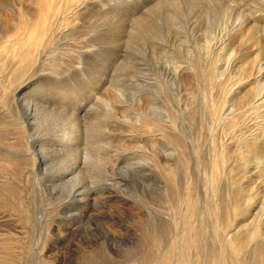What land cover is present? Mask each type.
I'll list each match as a JSON object with an SVG mask.
<instances>
[{"label": "rangeland", "instance_id": "374dc122", "mask_svg": "<svg viewBox=\"0 0 264 264\" xmlns=\"http://www.w3.org/2000/svg\"><path fill=\"white\" fill-rule=\"evenodd\" d=\"M24 1L27 2L0 0V22L4 26L3 31L8 30L4 41L9 44L7 53L11 49L14 51L13 48L21 38L15 29L21 22L19 17L26 19V12H21L18 6L24 4ZM87 1L75 9L76 17L78 11H86L85 15L81 14L82 17L77 18L78 20L74 19L76 29L79 28L78 32L66 39L71 44L75 42L72 49L76 48L77 51L94 45L83 53L84 65L77 66V63L75 66L80 70H74L69 64L71 59L65 56L66 58L61 60L64 63L57 61L59 76L51 71L43 72L52 76L49 79L37 75V71H32L27 78L33 82L23 90L31 89V96L42 93L59 106L68 105L69 114L74 109L78 112L81 127L78 140L74 143V150L78 152L68 154L69 157L65 159L66 154H63V151L57 154L52 150L57 144L56 138L44 137L38 144L45 143V166L40 161L41 169L32 171L31 158L25 150L21 133L6 125L12 115H7L9 119L0 113V137L4 142L0 144V264H145L148 251L155 250L158 241L154 239L155 236H150L157 228L153 229L146 223L144 206L149 204L161 211H164L162 207H169L164 199L159 201L162 190L165 189L166 178L164 174H155L150 166L144 170L132 166L146 162L145 154L151 152L155 142L158 145L162 143V153H168V149L173 151V147L168 144L170 136L167 135L163 143L159 134H156V137L153 131L149 132L152 123L148 120L150 125L146 126L140 121L141 130L136 129L135 133L133 132L131 123L134 124L138 116L134 110L129 111L132 102H141L143 109H147V113L151 115L155 112L156 116H163L161 123L165 133L168 127L175 123L171 136L175 143H178V140L183 142L178 143L180 146L177 145L183 148L182 151L179 149V153H185L186 156L176 152L177 155L171 160L180 158L179 160L183 161L181 165L184 168L176 169L177 177L181 182L185 177H190L193 181L194 190L191 189V194L194 191L193 196L200 193L201 197L195 195L192 198L198 199L195 204L202 207L198 212L202 214L206 205L214 202L206 201L210 198L207 199L202 194V184L208 187L203 177L208 172L207 162L211 157V134L207 128L210 126L211 94L208 82L205 81L211 68L210 56L216 64L214 66L220 69L228 82L241 78L245 80L244 76L250 75L251 82L245 84L240 95L253 94L264 84V77L258 75L264 71V0ZM33 3L35 2L31 4L34 5ZM64 3L61 2V5ZM225 7L229 9L231 16L229 19L224 17V21L221 12ZM238 15H241L239 23L236 22ZM228 42L229 47L220 50ZM0 50V58L3 57L0 64H7L14 58L12 54L4 55L3 48L0 47ZM254 58L256 60L253 68L250 65L243 66ZM16 66L17 64L13 70ZM243 67L249 72L245 73ZM43 69L50 68L43 66ZM7 82L8 80L1 87ZM51 90H56V94H52ZM0 98L2 99L1 95ZM105 101L114 104L110 108L113 109L110 110L111 116ZM152 105L156 107L155 110ZM149 107L151 111L148 110ZM247 115L249 114H245V118ZM254 115L253 113L252 116ZM256 119L255 128L254 124L248 129L242 126L240 137L250 139L252 134L258 131V126L264 128L261 124L264 117ZM244 124L248 125V119ZM91 127L93 131L90 130ZM105 128L115 134L106 138L102 133V140L99 132L106 130ZM138 131L145 132V135L142 132L140 135ZM163 131L161 130L160 134H163ZM174 132L178 134L175 135ZM217 140L220 141L218 133ZM102 141H111L112 149L106 153L98 151V145L104 144ZM137 142L144 146L137 147ZM260 151L261 155L254 158L244 151V163L240 158L236 159V156H233V159V152H228L225 162L227 174L224 175L230 176H223L221 182H217L220 183L219 188L215 187V192L227 194L231 191L233 179L244 178L241 186L245 193L248 192L247 194L252 196L255 209L251 216L239 217L238 226L250 225L254 220L264 221V147ZM84 152L100 154L102 163L104 160L110 164L116 161L117 163H113L119 169L112 171L110 164L103 166L100 161H85ZM142 155H145L144 158ZM68 159L73 164L76 162L77 166L75 173L70 175L78 176V182H75L76 185L72 189L73 193H69L71 186L65 183L69 176L63 177L61 171L58 172V169L63 168L60 162ZM146 160L149 161L147 158ZM201 165L203 166L200 167ZM254 170H258V173L255 174ZM113 172L116 174L115 178L120 180L119 184L106 186L105 183L108 182L104 183V178ZM46 175L47 179L41 178V184L33 180L34 176ZM227 187H230L229 190ZM182 195L185 196L183 193ZM162 198L165 196L162 195ZM203 217L208 219L207 223L210 225L212 217ZM207 229L206 239L215 249L217 245L213 243V232L209 227ZM201 236L205 237V231L201 232ZM262 238L264 240V235ZM249 254L245 257L250 259Z\"/></svg>", "mask_w": 264, "mask_h": 264}, {"label": "bare ground", "instance_id": "6f19581e", "mask_svg": "<svg viewBox=\"0 0 264 264\" xmlns=\"http://www.w3.org/2000/svg\"><path fill=\"white\" fill-rule=\"evenodd\" d=\"M86 1L87 0H66V2L64 3V0H27V2L24 1V4L22 5L19 3L20 5L18 6L21 12H26V19L22 17L18 18L21 22H19L18 27L15 29V31H17L21 35V38L19 42L16 43L17 44L16 47L13 48L14 51H12L11 49L9 53H7L9 51V44L4 43V41H6V38H7L6 32L8 30L4 32L3 31L4 26H2L0 22V47L4 49V53H3L4 55L6 54L14 55V58L11 61H9L7 64L5 63L0 64V95L2 96V99L0 98V113L2 112V115H4V117H7V118H9L7 115L9 116L12 115L11 116L12 119L9 118L10 120L9 122L7 121L6 125H8V127L11 126L10 128H12L13 131L18 132L19 134L21 133L22 138H23L22 140H24L25 150H27V153L29 154L31 158L30 167L32 171L36 168L41 169L40 167L42 165L45 166V163L43 162L45 159L43 155L44 154L43 151L45 148V147L43 148V146L45 145V143L38 144L41 141H43L44 137H46L47 139L49 137L56 138L55 143H57L58 145L57 144L54 145L52 147V150L56 151L55 153L57 154H60L62 153L61 151H63V154L64 153L66 154L65 159L69 157L68 154L73 153V152L74 153L78 152L77 150H74V146H75L74 143L78 140L79 133H80V127H81L80 119L78 117V112L74 109V111L71 114H69L67 113L68 105L59 106L55 104L51 100V98H46L42 93L36 96H31V89H28L26 91H23V90L24 88H26L28 85H30L33 82L32 79L30 80V78H27V75L31 73L32 71H37V75L45 76V77H48L49 79H51L52 77L48 75L50 73L49 71L53 72L54 74L56 73L59 76L60 73L58 69H56V65H58L57 61L64 60L66 58L65 56H69V59H71V62H69L70 60L67 62H69V64L71 65V68L74 70H80V68L75 66L77 63H78L77 66L84 65V63H82L83 53L85 51L87 52V50L90 47H94V45L92 46L90 45L89 48L83 51H77L76 48L72 49V47H75L74 45L75 42L71 44L66 39H68L71 34L78 32L79 28L76 29L74 19H77V18L79 19L80 17H82V15H85L84 12L86 11H84L83 9H82L83 11L82 10L78 11V14L76 17L75 9L79 5L85 3ZM89 1L91 0H88L87 2ZM92 1H95V0H92ZM29 2L31 3L35 2V3H33L34 5H32ZM61 2L64 4L61 5ZM34 7L37 9L35 10ZM221 14L223 16L222 18L223 20H224V17H228L229 19L230 18L229 16H231L229 9L227 7H225L222 10ZM240 21H241V15H238V17L236 18V22L239 23ZM224 46L220 50L222 49L224 50L226 46L229 47V42L227 44H224ZM0 53H1V50H0ZM2 58H0L1 61H2ZM212 58L210 56L211 68L209 70L208 76L205 77V81L208 82L209 92L211 94L209 95L210 126L209 127L207 126L211 134L210 142H209V149L211 151L210 152L211 157L209 158L207 162L208 172L206 171L207 172L205 174L206 176L203 178H205V181L209 185L206 183L208 186L207 187L208 189H207L206 186L204 187V183L202 184L203 185L202 194L204 195V197H207V199L210 198L209 199L210 201L209 200H206V201L208 202L214 201V202L209 205H206V208L205 209L203 208L204 210L202 214L201 212L200 214L198 213L200 209H202V207H199L195 204L198 199L195 200V198H192L193 196L192 194L194 193V191L191 194L192 192L191 189L194 190L193 189L194 185L192 184L193 181L190 180V177H188L190 175L187 176L188 178L185 177V180H183L182 182L177 177L178 171H176V169H180L181 167L184 168V166L181 165L182 164L181 162L183 161L182 160L180 161L179 160L180 158L179 159L174 158V161H172L173 157H175L176 152L177 153L180 152L179 149L181 147L179 148L178 145L183 143V142L180 143L179 140L176 141L179 144L175 143L174 139H172L173 137L171 136V133H173L174 131L173 125L175 123L172 125L169 124L170 125L168 127L169 129L165 133V130H164L165 128L163 129V123H161L163 121V120L161 121V118L163 116L162 117L160 115L156 116L155 112L153 113V115H151L147 113L148 112L146 111L147 109L145 108L143 109L142 106L144 105L141 102L134 103L133 100H132L133 102L131 101L132 105L130 106L129 111L134 110L136 115L138 116L135 119L136 121H134V124L131 123L133 132L135 133L136 129L141 130V125L144 123L146 126L150 125L149 123H152L151 124L152 129L149 130V132L153 131L155 133V136L156 134H159V139L162 140L163 143H164L165 137L167 135L170 136L169 137L170 139H168V144H170L173 147V151L171 149H168V153H169V150H171L170 152L172 154L170 153L168 154L167 151H163V153L165 152L167 153L163 155L162 143L161 144L159 143L158 145L155 142L154 146L151 148V152L149 153L146 152L147 154H145L147 155L146 158L150 161V163H148L149 161L147 162L145 158L146 162L144 164L137 163L134 166H132L135 169H143V170L147 166H150L155 171V174L157 175H160V173L164 174L166 178V181L164 183L165 189L162 190V195L165 196V198H162V195H161V197H159V201L160 199L161 200L164 199L165 202L169 205V207L167 208L166 206H164L162 207L164 208V211H161V210H157L156 208L151 207V205L148 204L144 206L145 211L143 210L145 220L147 221L146 223L152 226L153 229L157 228V229H154L153 231L151 229L152 232L150 231L151 232L150 236L152 235L155 236L154 239H157L158 241L157 248L155 250L148 251L145 264H199V263L200 264H264V240L262 238L264 235V226H262L264 225V221L260 222L257 219L258 220L257 222L254 220L253 223L250 225L241 226L240 224V226H238L240 222L238 218L239 217L246 218L248 216H251L255 209V205L252 202L253 200H251L252 196L247 194L248 192L245 193L243 186H241L244 178H241V177H240L241 179L232 178L233 181H231V185H230L232 186L231 191L229 190L230 187L229 188L227 187L228 188L227 190H229L228 192L226 191L227 194L220 193V191L215 192V187L219 188L218 184H220L217 182H221L220 181L221 178L225 176L224 173L227 174V172H225L226 170L225 162H226L228 152L229 153L230 151L231 153L233 152L231 154L232 157L236 156V159L240 158L243 163L246 161V158L244 156L245 152L248 153V155L251 154L253 158L261 155L260 150L262 147H264V128L258 126L257 127L258 131L255 129V131L257 132H255V134H252V137L250 135L251 137L250 139L246 137L245 138L240 137L239 135H240V131L242 130V126L243 128L246 127L248 129V127L254 124L255 118H257L256 120H259L262 117H264V114H262L264 112L263 111L264 108H262V106L264 105V84L261 85L257 90H255L253 94L243 93L242 95H240L241 89L246 86L245 84L248 82H251L250 75L244 76L246 78L245 80H242L241 78V79H236L232 82H228L226 77L224 78L223 73L219 71L220 69L214 66L216 64L213 63ZM255 60L256 58L252 59L246 64H243V63L242 64L244 67L246 65L248 66L250 65L253 68L255 65ZM16 64H17L16 69L13 70V67ZM43 66H48L50 69L42 70ZM263 66H264V63H263ZM63 67H62V71L64 70ZM83 67L85 68V66ZM244 67H243V71L245 72L246 69ZM45 71H48L49 73H43ZM260 71H263V70H260ZM246 72H249V71H246ZM222 75H223V78H222ZM258 75L259 76L261 75V77H264V71ZM7 80H8L7 84L4 87H1L5 84ZM47 84H49V82H47ZM49 85H51V83ZM41 89H43V87ZM51 92L52 94H56V90H51ZM114 92L115 91H113V93ZM205 96L206 95H204L203 97ZM114 98L116 99V97ZM105 103L109 109L108 113L110 115L111 114L110 110H113L110 108H112L114 104L111 101H107V102L105 101ZM153 108L155 110L156 107L154 106ZM149 109L150 107L148 108V110ZM151 110L152 109H150V111ZM157 110L159 111V109ZM252 112L255 114L254 116H252L253 114ZM158 114L160 113L158 112ZM245 114H249L247 115V118H245ZM106 115L108 116L107 113ZM258 117L260 118L258 119ZM247 119H248V125L246 126L244 123H245V120ZM147 120L149 121V123L147 122ZM140 121H142L143 123L141 124ZM136 122L139 125L138 124L136 125ZM261 124L264 127V122ZM253 128H255V124ZM103 129L99 132V135H101L100 139H102V136H103L102 133H104L106 138L107 137L110 138V136H113L115 134L110 129H106V128H105L106 130H103ZM146 129L148 130L147 127ZM90 130L93 131V128L91 127ZM161 130L162 131L164 130L163 134H160L162 133ZM237 131H239V133H237ZM141 132H140V135H141ZM142 133L144 134L145 132H142ZM217 133L220 136V141L217 140ZM130 134L133 135V133H130ZM151 135L149 136L151 137ZM175 135H174V138H175ZM152 138H154V135ZM102 142L104 144L98 145V148H99L98 151L106 153L107 151H110L112 149L111 146L113 144L111 145V143L107 141L106 142L102 141ZM3 143H4L3 138L0 137V144H3ZM35 143L37 144L35 145ZM141 145L143 144L138 143L137 147L141 148ZM175 145H176V148H175ZM64 149H65V152H64ZM182 150L183 148H181V151ZM142 151L140 153H142ZM185 151L186 150H184V152ZM179 154H182V153H179ZM84 156H85V159H84L85 161L86 160L91 161V162L100 161V164L102 163V158L100 154H94V153L92 154V153L84 152ZM234 158L235 157H233V159ZM130 159L132 158L130 157ZM140 159H142V157ZM204 160H201V161H204ZM239 160H238V163H239ZM40 161H42V165L39 164ZM63 161L60 162L63 168L58 169V172L61 171L60 174L64 175L63 177L69 176L68 181H66L65 183L71 186L69 193L71 192L73 193L72 189L76 185L75 182H78V181L76 180L77 175L76 176H70V175L75 173V170L77 167L76 162L73 164V162H69V159L63 160ZM104 161H103L104 163H102L103 166H106V165L108 166L110 164V163H107L106 160ZM140 161L143 162L142 160ZM113 162L112 164H110L112 167L111 168L112 171H114L117 168L114 165L116 161L114 163ZM187 164L188 162L186 163V165ZM239 165L241 164L239 163ZM202 166L203 165H201L200 167ZM186 168L189 169V167H186ZM105 171L107 172V170ZM257 171L254 170L255 174L258 173ZM113 173L112 175H109V177L106 176L104 178V183L105 181L108 182V183H105L106 186L107 185L114 186L115 184H119L120 180L115 178L116 176L114 175L116 174L115 173L113 174ZM182 173L184 174L183 171ZM261 174L263 173L261 172ZM47 177H48L47 175L45 177L34 176L33 180L37 184H41L42 183L41 178L47 179ZM228 177L225 176V178H228ZM216 190L218 189L216 188ZM182 193L185 194V196H183ZM196 197H201V194L197 193ZM203 215H207V217H212V219L210 218L211 226L208 225L207 223L208 219L204 218ZM207 227H209L211 231L213 232V239H214L213 243L217 245V248L215 249L213 248L214 245H209V242L206 239V235H207L206 232L208 231ZM203 231H205L204 238L201 236V232ZM247 253H250L249 254V256H251L250 259L245 257Z\"/></svg>", "mask_w": 264, "mask_h": 264}]
</instances>
